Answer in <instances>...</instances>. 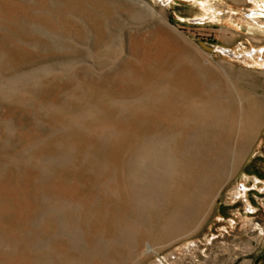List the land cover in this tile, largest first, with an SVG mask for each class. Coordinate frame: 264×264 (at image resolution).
I'll return each instance as SVG.
<instances>
[{
    "label": "rangeland",
    "instance_id": "374dc122",
    "mask_svg": "<svg viewBox=\"0 0 264 264\" xmlns=\"http://www.w3.org/2000/svg\"><path fill=\"white\" fill-rule=\"evenodd\" d=\"M208 1L0 0V264H264V18Z\"/></svg>",
    "mask_w": 264,
    "mask_h": 264
},
{
    "label": "bare ground",
    "instance_id": "6f19581e",
    "mask_svg": "<svg viewBox=\"0 0 264 264\" xmlns=\"http://www.w3.org/2000/svg\"><path fill=\"white\" fill-rule=\"evenodd\" d=\"M250 1H252L255 4V9H253L249 13L250 15L248 14L249 15L248 18L254 24H256L257 26H259L260 23H262V21H261L262 19L261 18H264V13H263V9H258L259 8V5L258 4L259 3L262 4L264 0H250ZM198 5L202 9V12H203L202 16H204L206 18L208 17L209 19H214V18L217 17L216 16L217 14H215V11H216L215 6L213 4H211L210 1H208V0L207 1L202 0V2L201 3H198ZM250 58L253 59V60L255 59L253 55L252 56L250 55ZM246 192H247V189L245 188V186L242 185L241 188H240V190H238L237 195L239 197H245Z\"/></svg>",
    "mask_w": 264,
    "mask_h": 264
},
{
    "label": "crops",
    "instance_id": "0c3cea01",
    "mask_svg": "<svg viewBox=\"0 0 264 264\" xmlns=\"http://www.w3.org/2000/svg\"><path fill=\"white\" fill-rule=\"evenodd\" d=\"M245 177L252 180V183H253L251 187L252 190H254L258 194L264 195V173L250 174V176L245 175ZM242 185L245 186V184H242ZM246 189L247 191H249L248 188ZM247 208H249V213L250 211L251 213H254L258 210L257 208L252 207V205L249 202L247 204Z\"/></svg>",
    "mask_w": 264,
    "mask_h": 264
},
{
    "label": "water",
    "instance_id": "95a60500",
    "mask_svg": "<svg viewBox=\"0 0 264 264\" xmlns=\"http://www.w3.org/2000/svg\"><path fill=\"white\" fill-rule=\"evenodd\" d=\"M201 45H202V47H204L205 49H208V50H211V49H212V48L206 46L205 44H202V43H201Z\"/></svg>",
    "mask_w": 264,
    "mask_h": 264
}]
</instances>
